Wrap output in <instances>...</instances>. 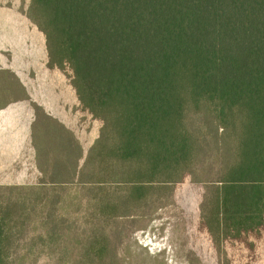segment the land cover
Segmentation results:
<instances>
[{
    "label": "trees",
    "instance_id": "obj_1",
    "mask_svg": "<svg viewBox=\"0 0 264 264\" xmlns=\"http://www.w3.org/2000/svg\"><path fill=\"white\" fill-rule=\"evenodd\" d=\"M28 16L48 66L70 73L81 107L102 122L73 172L68 161L54 172L96 191L91 234L188 177L210 187L209 215L227 228L263 225L264 0H31ZM3 209L0 264H12L11 233L29 209ZM66 224L55 217L45 237ZM103 241L93 236L82 259L100 260Z\"/></svg>",
    "mask_w": 264,
    "mask_h": 264
},
{
    "label": "rangeland",
    "instance_id": "obj_2",
    "mask_svg": "<svg viewBox=\"0 0 264 264\" xmlns=\"http://www.w3.org/2000/svg\"><path fill=\"white\" fill-rule=\"evenodd\" d=\"M30 4L0 0V207L29 209L11 233L12 264H264V223L251 232L227 228L209 215L210 187L189 177L170 190L150 189L89 232L96 191L54 172L60 161L73 172L79 148L86 156L102 122L81 107L70 73L48 66ZM59 215L71 228L50 242L45 231ZM93 236L105 238L97 246L104 253L86 262Z\"/></svg>",
    "mask_w": 264,
    "mask_h": 264
}]
</instances>
